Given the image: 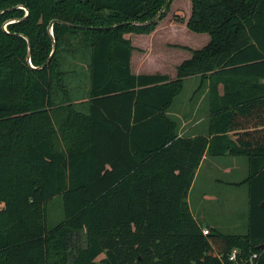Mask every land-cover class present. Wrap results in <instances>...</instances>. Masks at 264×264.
<instances>
[{"label":"trees","instance_id":"1","mask_svg":"<svg viewBox=\"0 0 264 264\" xmlns=\"http://www.w3.org/2000/svg\"><path fill=\"white\" fill-rule=\"evenodd\" d=\"M163 3L0 0V264H264V0H189L207 41L174 77L133 73L125 33L152 30ZM51 18L76 25L50 34ZM194 74L211 123L179 136L166 111ZM204 152L246 158L243 233H203L189 210Z\"/></svg>","mask_w":264,"mask_h":264},{"label":"rangeland","instance_id":"2","mask_svg":"<svg viewBox=\"0 0 264 264\" xmlns=\"http://www.w3.org/2000/svg\"><path fill=\"white\" fill-rule=\"evenodd\" d=\"M188 14L189 0H169L164 15L156 20L152 30L146 33L129 32L125 35L131 38L136 46L149 49V55L146 54L145 58L146 64L154 66L162 61L159 70L172 73L175 72V64L188 57L192 49L199 48L206 41L201 34L172 28L173 24L182 28ZM141 50L143 48L139 51ZM136 51L138 50L133 54L137 53ZM188 87L185 85L183 93L189 90ZM194 88L195 85L190 88V92ZM245 174L246 169L238 162L221 168L202 164L189 194L190 208L192 207L196 214L194 218L199 223L210 224L222 232L243 233L247 219V185L241 181ZM61 218V199L60 195L56 194L46 203V224L51 227Z\"/></svg>","mask_w":264,"mask_h":264},{"label":"crops","instance_id":"3","mask_svg":"<svg viewBox=\"0 0 264 264\" xmlns=\"http://www.w3.org/2000/svg\"><path fill=\"white\" fill-rule=\"evenodd\" d=\"M172 28L176 30L181 29L184 32L185 31L193 32V31L188 30L184 23L182 25V28H178L174 24L172 25ZM193 34H201L200 36H204L206 41L208 39V35L204 32H193ZM125 36L128 37L127 35ZM129 39L132 45V48L130 51V57H129V68L131 72L133 73L160 72V73L167 74L169 77H174L175 72L169 73V72H164L162 70L161 71L159 70V67L162 66V61L160 64H157L154 66H152L151 64H146L145 58H146V54L149 51V49H147L145 46H140V45L136 46L135 44H133L131 38ZM141 48H143V50L139 51ZM135 50H138V51H136L137 53L133 54ZM159 60H161V58H159ZM177 64H175V67ZM197 77H198L197 74L183 77L182 89L172 99L166 111L177 122V135L179 136H193L196 134L204 135L206 134L207 129L211 123L210 122V112H209L210 103H209V99L206 97L207 82L205 81L200 84V81L197 79ZM185 85L189 86L188 87L189 90L186 93H183ZM194 85H195V88L190 92V88L194 87ZM217 92L218 93L222 92L221 83L217 84ZM228 136L231 138H234L235 132L229 131ZM235 162L236 163L238 162L241 167L245 168L246 173H247L246 158L243 155H231V154H228L227 152H224L223 154H219V155H210V154H207L206 152L202 154L198 162V165L194 171V174H193V177H192V180H191V183L187 190V195H186L188 207L193 217H195L196 214L194 213V210L192 209V207L190 208V199H189L190 195L189 194L192 188L193 180L196 176L198 169L202 166V164H205L208 167L215 166V167L221 168L222 166H226L229 163H235ZM200 224L202 226H207V227L210 226V224H207V223L206 224L200 223Z\"/></svg>","mask_w":264,"mask_h":264},{"label":"water","instance_id":"4","mask_svg":"<svg viewBox=\"0 0 264 264\" xmlns=\"http://www.w3.org/2000/svg\"><path fill=\"white\" fill-rule=\"evenodd\" d=\"M167 1H168V0H164L163 5L161 6V8L157 11V13H156L152 18H154V17L158 14V12H159L160 10L163 9V6H164V4H165ZM26 12H27V9L24 8V13H26ZM54 21H61V22L65 23V24H68V25H76V24H73V23H70V22H67V21H64V20L57 19V18H51V19L48 21L47 26H46L50 34H51V30H50V28H51V24H52V22H54ZM5 22H7V21H5ZM5 22H4V23H5ZM4 23L2 24V27H3V28H5ZM52 50H53V42H52V47H51V49H50L49 55L52 53ZM49 55H48V56H49ZM26 58L28 59V52H27ZM47 60H48V57H46V59H45L44 62H46ZM34 67H36V66H34ZM261 204L264 205V201H261Z\"/></svg>","mask_w":264,"mask_h":264},{"label":"built area","instance_id":"5","mask_svg":"<svg viewBox=\"0 0 264 264\" xmlns=\"http://www.w3.org/2000/svg\"><path fill=\"white\" fill-rule=\"evenodd\" d=\"M202 232L205 233L206 232V227H202ZM236 253V248H231L229 254H228V259H234Z\"/></svg>","mask_w":264,"mask_h":264}]
</instances>
